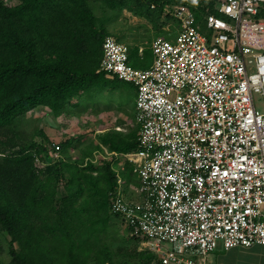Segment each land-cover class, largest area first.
Instances as JSON below:
<instances>
[{"label": "built area", "instance_id": "built-area-1", "mask_svg": "<svg viewBox=\"0 0 264 264\" xmlns=\"http://www.w3.org/2000/svg\"><path fill=\"white\" fill-rule=\"evenodd\" d=\"M263 8L207 0V34L196 11L177 7V37L153 41L149 68L133 66L112 34L104 39L102 69L137 88L140 125L138 149L112 152L136 165L139 183L129 196L117 173L111 207L156 254L151 264H204L220 244L264 243ZM48 154L59 159V143Z\"/></svg>", "mask_w": 264, "mask_h": 264}, {"label": "trees", "instance_id": "trees-1", "mask_svg": "<svg viewBox=\"0 0 264 264\" xmlns=\"http://www.w3.org/2000/svg\"><path fill=\"white\" fill-rule=\"evenodd\" d=\"M177 1L196 11L198 20L205 14L207 0H17L13 5L0 0V235L8 238V259L0 264H106L94 259L92 241L103 213H112L111 193L118 186L114 161H95L87 152L79 162L69 161L61 150L52 161L38 139L44 132H30L20 119L40 105L57 115L81 101L85 109L91 101L86 95L102 87L109 32L107 18L96 14L93 3L143 14L162 12ZM144 52L139 60L148 64ZM99 139L96 147L104 144L111 152L139 147L130 134L105 132ZM73 142L65 140L63 151ZM132 166L123 171L128 182ZM63 182L66 193L60 196ZM143 252L148 263L157 258Z\"/></svg>", "mask_w": 264, "mask_h": 264}, {"label": "rangeland", "instance_id": "rangeland-1", "mask_svg": "<svg viewBox=\"0 0 264 264\" xmlns=\"http://www.w3.org/2000/svg\"><path fill=\"white\" fill-rule=\"evenodd\" d=\"M5 2L13 5L17 3V0H5ZM183 4V2L177 1L170 5L167 4L162 12L144 10L143 14L131 11L129 8H124L122 11L110 10L101 2L93 3V8L99 17L107 18L106 27L109 34L129 46L130 62L138 68L141 66L138 62L140 56L138 43H142L145 51L144 57H147L148 64H151L154 59L153 40L156 37H164L169 40L176 39L180 30V21L175 15V9ZM262 17L264 18V13ZM199 24L204 33L210 34L204 15L199 20ZM125 83L129 85V82ZM91 94L86 95L91 101L85 109L81 108L85 106V103L81 101L70 111L57 115L49 107L40 105L35 110H30L20 120L23 127L30 132L35 133L38 129L44 132L45 136L39 135L38 139L45 143L48 150L54 141L59 143L63 159L79 162L87 152L86 155L95 161H114V170L124 178V186L131 192L129 196H133V189L138 183L137 174L134 171L130 182H128L123 171L130 163L133 168L136 165L134 166V163L123 155H118V157L113 155L108 146L104 144L101 145L102 148L100 149L96 147L100 143L99 134L105 132L126 135L132 130L134 140L135 136L138 139L139 126L136 120L120 122L115 119L117 115H120L117 111H125L127 107H130L131 100L126 95L125 97L121 93H117V91H104L101 87H98ZM255 102L258 109H264V102L260 95L256 96ZM116 124L122 126L121 130L114 128ZM107 127L113 128L107 130ZM69 138L74 139V142L67 151H63L61 145ZM51 160L54 161V158ZM85 160L88 161L86 158ZM39 165L45 164L39 162ZM64 182L59 187L60 196L66 193ZM111 211L112 213H103L101 221L96 224L97 239L92 241L94 259L101 257L106 264H151L153 261L148 263L149 256L143 252L147 250L142 244V238H134L122 217L113 213L112 207ZM5 237L0 235V262H4L5 258L8 259V238Z\"/></svg>", "mask_w": 264, "mask_h": 264}, {"label": "crops", "instance_id": "crops-1", "mask_svg": "<svg viewBox=\"0 0 264 264\" xmlns=\"http://www.w3.org/2000/svg\"><path fill=\"white\" fill-rule=\"evenodd\" d=\"M138 45L140 47L139 48L140 55H142L144 52L142 43H138ZM138 62L141 65L138 68H142V69L149 68L150 66H152L154 59L152 64L147 67H145L146 65H148L146 62H140V60ZM103 78L104 80L101 88L104 89V91H109V92L117 91V93H121L123 96L126 95L131 100L130 107H127L125 111H117L120 113V115H117V117L115 118L116 121L124 122L128 120H136L139 126V134H140V125L137 121V94H138L137 88L134 85H131L132 83L130 84V82L129 85H127L128 83H125L126 81L124 82L122 80L114 79L108 74H105ZM62 114H64V112ZM112 128L107 127V130H110ZM114 128H116L117 130L118 129L121 130L122 126L116 124ZM126 134H130V136L134 139V132H132V130L130 133H126ZM138 183H139V179H138ZM204 264H264V243L262 244L256 243L249 247L238 245L231 248H225L222 244H220L215 251L210 253L205 258Z\"/></svg>", "mask_w": 264, "mask_h": 264}]
</instances>
